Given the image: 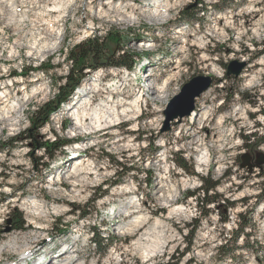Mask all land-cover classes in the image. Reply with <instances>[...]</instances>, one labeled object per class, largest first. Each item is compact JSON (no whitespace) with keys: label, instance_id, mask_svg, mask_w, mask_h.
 <instances>
[{"label":"rangeland","instance_id":"1","mask_svg":"<svg viewBox=\"0 0 264 264\" xmlns=\"http://www.w3.org/2000/svg\"><path fill=\"white\" fill-rule=\"evenodd\" d=\"M61 1L0 0V84L12 82L10 91L20 98L26 96L25 101L32 88L39 83L44 85L43 94L24 104L20 125L12 131L6 128L0 134V264H53L65 259L66 263L80 261L83 264H166L172 257L178 258L177 264H264V200L256 202L264 179L259 177L264 172V0H233L230 5H223L221 0H170V20L161 17L158 24L149 21V12L133 10L137 19L134 22L122 20L116 14L124 10L131 12V5L141 7L143 0ZM59 6L64 13L50 12ZM201 6L207 11L197 16V22L190 23L187 18ZM223 7V11L218 10ZM177 31L181 34L174 35ZM94 37L102 44L101 60L70 63L67 59L70 50ZM195 38H203L202 48L193 45ZM38 48L46 52L36 54ZM123 52L125 55L136 54L131 71L106 69L100 64L105 55L113 61ZM203 56L208 61H203ZM177 59H180V67L174 70ZM232 61L246 64L238 78L225 76L226 66ZM30 69L34 71L30 72ZM213 71L220 72L221 77ZM253 74L256 81L249 84ZM173 75L176 77L164 104L146 93L143 95L144 87L160 86ZM198 75L214 80L205 107L202 108V102L206 92L195 101L194 112L206 109L209 117L202 126L201 121L191 124L184 118L172 122L169 129L164 130V112L168 104L185 83ZM69 76L79 84L68 101L59 102L58 88L61 87L65 95L70 87L65 77ZM86 85L89 89L97 86L100 90V94L88 96L90 110H97L100 117L108 116L121 100L122 103L127 99L134 101L142 94L141 111L136 120L115 122L111 129L92 135L74 131L77 126H72L71 112L64 109L80 99L79 92ZM21 87L25 89L24 96L19 92ZM225 90L231 93L230 98ZM112 92V97L108 98ZM50 104L48 123L38 135L24 140L23 133L31 126L32 114L38 109L45 110L44 106ZM235 109L242 112L234 115ZM90 110L87 113L92 114ZM218 122H222V138L216 144L212 141L219 133L214 130ZM191 129L198 132L202 146L209 150V165L201 172L195 166V146L187 145V133ZM54 137L73 143L50 160L41 150H35L34 142L39 138L52 141ZM126 142H129L128 147L124 145ZM75 143L85 148L71 155L69 148ZM106 154L129 169L117 185H104L117 181ZM178 155L198 176L211 175L218 181L214 193L223 200L234 202L235 206L226 211L210 204L206 207L208 216L203 218L197 199L186 197L188 192L199 188L201 181L175 165L174 159ZM38 158L48 164L47 169L37 164ZM77 158L84 161V168L73 180L79 189L75 196L72 179L65 178L71 170L72 160ZM227 171L230 175L225 178ZM118 172H122L121 168ZM144 173L150 181L148 185ZM51 180L56 182L52 186ZM182 181L187 183L186 187L180 184ZM164 183L170 191V200H173L169 204L161 200L160 189ZM99 187L106 193L94 202L89 216L81 217L79 212L72 210V205L82 207L87 204L98 194ZM132 197L138 210L147 216L145 228L157 219L161 222L148 241L156 249L155 256L148 262H144L139 251H131V243L139 233H119L121 224L138 216L124 218L125 212L119 211L120 206ZM29 198L38 200L46 212L41 228L30 223L27 211L22 207L23 200ZM244 200L246 203L242 202ZM169 206H182L189 215L183 220L166 219ZM53 207L60 212L54 214ZM132 211L133 206L129 209ZM18 212L25 222L22 230L13 229ZM224 216L228 221L222 223L220 220ZM249 217L251 224L244 231L249 237L241 236L233 256L221 260L225 250L219 248L224 245L231 248L232 236ZM198 218L200 225L189 251L185 252L189 225ZM92 228L104 238V244L106 240L114 241L105 253L95 246L98 239L93 236ZM172 232L176 237L163 248ZM63 244L68 245L70 252L59 251ZM28 250L32 251L31 257L20 253ZM72 252H75L73 256ZM113 254L116 259H112ZM39 257L41 261L37 262Z\"/></svg>","mask_w":264,"mask_h":264},{"label":"bare ground","instance_id":"2","mask_svg":"<svg viewBox=\"0 0 264 264\" xmlns=\"http://www.w3.org/2000/svg\"><path fill=\"white\" fill-rule=\"evenodd\" d=\"M123 1L130 2V1H135V0H123ZM142 4L143 5L141 7H138V5L133 7L131 5L129 7V9H131L132 11L129 13H127L125 10L120 11L119 13L118 12L117 13L115 12V13L118 14V17H120L122 20L128 19V20L133 21V22L135 20H137L134 18L135 16L132 13L133 10H137L139 13L149 12L150 14H149L148 19L151 23L158 22V20L161 17H163V18L168 17L169 18V19L167 18L168 21L170 20V10L172 8V6L170 7V0H143ZM50 12L57 13L59 15L64 13V11L60 9V6L58 8H53L52 10H50ZM156 24H158V23H156ZM177 34H181V33L179 31L174 33V35H177ZM175 38H177V37H175ZM182 43L185 46V42L183 41ZM193 45H198L202 48L203 38H195V40H193ZM40 48H43V47H40ZM40 48L36 49V51H37L36 54L46 52L45 50H41ZM151 49L155 50V48H151ZM181 49L184 50V47H182ZM202 59H203V61H208L206 56H203ZM175 62H176V66L173 69L178 70L180 67V59H177V61H175ZM211 66L213 67L212 64H211ZM213 72L216 76L221 77L220 72H218V71H213ZM175 77L176 76L173 75L170 81H168L169 80L168 79V80L164 81L163 84L160 86H157V85L154 87L147 86L146 89L144 87L143 91H142L143 95H145L144 93H146V94L150 95L153 100H160L164 104V102L167 99V95H168V91H169V87L171 85V82L175 79ZM255 81H256V75L253 74L249 77V84H252ZM94 83L96 85V80H94ZM12 85L13 84L10 81L5 82L3 84H0V86H2V88H0V134L6 128H8L9 131H12V130H15L20 125L21 114L24 111V104L27 101H29L30 99L36 98L40 93H42L41 90H42V88H44L43 83H39L38 84L39 86H35L34 88H32V90L30 91L28 99L25 101L26 96L23 97L25 89L22 87L20 88L19 92L20 91L23 92V94H22L23 98H20L17 94H13L10 91L9 88ZM109 85H110V83H109ZM96 87L97 86L91 87V89H89L86 85V87L82 88L79 92V94L81 96L80 99H78V101H76L74 103L71 102L68 105V107L66 109H64V111L71 112V119H72V123H73L72 126L73 125L77 126V128L74 129V131L79 130L81 132H88L89 134H87V135H90V134L92 135V133L100 132V131H103L106 129H111L112 126L116 125V124H114L115 122H118L121 120H126V121L136 120L137 113L141 111L139 104L141 102L142 94H141V96H139V98H136L134 101H129V99H127L126 102L122 103V100H121L120 102H118L117 107H114L112 110H110V112L108 113V116L105 114L104 116L100 117L98 115L97 110H95L94 108H93V110H90V108H89V106H90L89 101L90 100H89L88 96L90 94H95V95L100 94V90H97ZM110 87H111L112 91L115 92L116 89L112 88V85H110ZM113 92L111 94L109 93L110 95L108 98L112 97ZM211 94H212L211 91L207 90L206 93L203 95L204 101L202 102V108L205 107V103L211 97ZM89 110H90V112L92 111V114L87 113V112H89ZM241 112H242L241 109H237V111L235 109L233 114L237 115L238 113H241ZM208 117H209V115L207 114V110L202 109L200 112H193L188 117V121L191 124L192 123L195 124L194 121H196L197 123H200V121H201L200 126H202ZM199 119H201V120H199ZM221 125H222V122H218L214 128V130L216 132H219V133H217L218 135L214 139V141H212V142H215L216 144L220 143L221 138H222ZM93 130H95V131H93ZM187 137L189 138L187 145L189 147L195 146V148H196L195 166H196L197 171L201 172L202 170H204L205 167H208V165H209L208 164L210 162L209 150H207V146H202L203 141H201L199 139L198 132L193 131L192 129L188 130ZM90 143H91V141H90ZM124 145H126L128 147L129 142H126ZM84 148L85 147L83 145L75 143L74 146L69 148V151H70L69 153L71 155H75V154L80 153L82 150H84ZM72 161H73L72 162L73 164H72L71 170L69 172H67V176L65 179H67V178L72 179L71 180L72 193H74L75 196H77L79 194V189L76 188L77 187L76 182H73V180L76 178L77 174H79V172L82 170L81 168H84V161H81V159H79V158H77L76 160H72ZM58 177H59V175H58ZM57 181H58V179H57ZM165 181H166V179H165ZM50 183H51L50 185L52 186L56 182L54 180H51ZM180 184L184 187L187 186V183L184 181H182ZM164 185H165V183H164ZM171 186L173 187V185H171ZM172 187H171V189H172ZM166 188L167 187L165 185V186H162L160 189V192L162 194L161 200L163 202H165L166 204H169V203L173 202V200H170V197H171V195L169 193L170 191L168 192ZM171 191H174V190L172 189ZM163 205H165V204H163ZM132 206L134 208V211L129 212V209L132 208ZM22 207L23 208L25 207L24 209L27 211V214H28L27 218L30 221V223H33L37 228L38 227L41 228V226H42L41 221L46 220V212L43 211V207L41 204H39L38 200H35L34 198H29L28 200L27 199L23 200ZM169 208H171V209L168 211V214L166 215V219L174 218L176 220H183L189 215V213L187 214L186 210L184 208H182V206H175V208H172V206H169ZM121 209L125 212L123 214L124 218H129L134 214H138V216L134 217L130 222L121 224V226L119 227V233L120 234H134V233L138 232L139 234L137 235V238H135L131 243V246H130L131 251L132 252H138L139 251L144 262H148L152 257L155 256L154 252L156 250L154 247H151V245L148 243V241H149V238L151 237L152 232L155 231L156 226L161 224V222H159L160 220L158 221V219H157L154 224L149 225L148 227L145 228V226L148 224L147 216L143 215L138 210L137 204L133 201V197L129 200L128 203L122 204L119 208V211ZM52 210H53L54 214H57L60 212V210L57 207H53ZM111 211L113 212V209H111ZM164 228H165V226H164ZM175 237H176V234H174L172 232V234L169 236V238H170V239H168L169 241L164 243L163 248H166L169 245V243L173 242ZM5 246H7V245H5ZM62 247H63L62 249H66L69 252L71 250L67 244H63ZM31 252H32L31 250H28V251H21L20 253L23 256H26L29 254V256L31 257V254H32ZM74 253L75 252H72L71 256H73ZM111 257H112V259H116L114 254ZM23 258L26 259V257H23ZM63 259H65V258H63ZM66 261H67L66 259L65 260H57L53 264H83L80 261H77V262L69 261L68 263H66Z\"/></svg>","mask_w":264,"mask_h":264},{"label":"trees","instance_id":"3","mask_svg":"<svg viewBox=\"0 0 264 264\" xmlns=\"http://www.w3.org/2000/svg\"><path fill=\"white\" fill-rule=\"evenodd\" d=\"M221 2H223V5H230L233 0H221ZM226 7V6H225ZM186 10V9H185ZM219 11H223L224 7L221 9H218ZM207 10L205 7L201 6L198 7L197 9L194 10V14L192 16H190L189 18H187V20L190 23H195L198 21L197 16L200 13H205ZM75 51V52H74ZM75 54V56H73ZM103 54L102 51V44L101 41L97 38H89L86 39L82 42H80L79 44H77L73 49L70 50V52L67 55V59L70 63H76L77 60H86V59H93L96 60V58H98L99 60H101V56ZM135 57L136 54H124V52L122 53V55L117 58L116 60H109V57L107 55L104 56L103 62H101L100 64L105 66L106 69L109 68H121L124 70H128L131 71L134 67L135 64ZM41 67H39L40 69ZM34 70L30 69V72H32ZM29 72V73H30ZM71 73H74L73 70H71ZM78 80V78H76ZM65 80L67 81V86L70 87L66 90L65 95L63 94L64 92L62 91L63 89L61 87L58 88L59 91V95H58V101L59 102H64V101H68V98L70 97V95L72 94V92L75 90V88L78 86V82H76V80H74L72 78V76L69 77H65ZM263 87H264V82L262 83ZM226 92V96L228 95L229 98L231 96V93L228 94V91L225 90ZM253 104V103H252ZM59 105V104H58ZM254 105V104H253ZM50 105H45L44 109H38L37 112L32 114V119H31V126L30 128H28L24 133H23V137L24 140L28 139V138H32V135L36 134L38 135L39 130L44 127L48 121H49V115L48 112L50 111ZM264 139V136H263ZM246 142L247 140L244 142V147L246 148ZM72 143L71 140H67V139H61V138H57L54 137L53 140H45L44 138H39L38 141L34 142V148L35 150H41L43 152V154L45 155L46 158L53 160L54 157L56 156L57 153H62L64 147H66L68 144ZM149 145H151L149 143ZM105 157L109 160V162L111 163V165L114 167V175H117V181L116 182H112V183H108L105 182L104 185L110 186V185H117L118 183H120L124 177L128 174L129 169L127 168H123V164L117 162L113 157L109 156V155H105ZM37 160V164L43 168V169H47L48 168V164L46 162H43V158H38ZM174 163L175 165L180 169L183 170L184 172H186L187 174L191 175V176H195L197 178H199V180L201 181V184L199 186V188H197L194 191L188 192L186 194V197H195L197 199V203L199 204V208L200 210L202 209V211L200 212V215L203 218H206L208 216V211L206 209V207L210 204H214L217 205V207L219 208H223L224 210H228L230 208H233L235 206L234 202H230L229 200H223L221 196H217L214 191L216 190V188L219 185L218 181H214L210 176L208 177H200L197 174H195L191 168V166L189 165L188 162H186V160H184V158H182L181 155L176 156V158L174 159ZM121 168V173L118 172V169ZM145 175V181H147V185L150 184L149 180H146V175L147 173H144ZM230 172L227 171L225 178L229 177ZM259 177H264V172H262ZM261 189L259 191V196H258V200H256L257 203H261L264 200V179L261 182ZM99 192L98 194H96L89 202H87V204H85L84 206L80 207V206H74L72 205V210L74 212H79L81 217H86L90 215L91 210L93 209V204L96 200H98L99 198H101L105 193L106 190H102L101 187L98 188ZM212 193V195H209V193ZM200 195L202 196L201 198ZM247 200L242 201L243 203H246ZM222 202V203H221ZM15 219H17V221H14V225H13V229L14 230H22L24 229V225L25 222L22 218V214L18 212V214H15ZM238 218L241 219L242 215L239 214ZM222 223H225L228 221L227 216H224L223 218H221L220 220ZM251 224V217L247 218V220L242 223L237 231L234 233V235L232 236V246L229 249V247H226L225 245L221 248H219V250H225L221 256V260L225 259L226 257H231L233 256V254L237 251V248L235 247L237 240L241 237V236H246L249 237L247 234L244 233L245 229L247 228V226H249ZM200 225V219H195L193 221V224L189 225L190 231H189V236H186L188 244L185 248V252L189 251L191 245H192V240L194 237V234L197 230V228ZM92 230V234L93 236H95L98 240L95 243V246H97L100 249L101 253H105L106 250L114 243L113 240H106L105 242H107L106 244H104V238H102L100 236V234L96 231H94V228L91 229ZM170 260V261H169ZM168 260V262L166 264H177L176 261H178V258H170Z\"/></svg>","mask_w":264,"mask_h":264},{"label":"water","instance_id":"4","mask_svg":"<svg viewBox=\"0 0 264 264\" xmlns=\"http://www.w3.org/2000/svg\"><path fill=\"white\" fill-rule=\"evenodd\" d=\"M245 66L246 64L243 62H230L226 67V77H239ZM212 82V77L198 75L185 83L180 93L170 101L164 112V130H168L172 122L177 123L188 118L195 111V100L209 89ZM241 167H244V164ZM248 168L251 169V166Z\"/></svg>","mask_w":264,"mask_h":264},{"label":"built area","instance_id":"5","mask_svg":"<svg viewBox=\"0 0 264 264\" xmlns=\"http://www.w3.org/2000/svg\"><path fill=\"white\" fill-rule=\"evenodd\" d=\"M216 1V0H215ZM222 103V102H221Z\"/></svg>","mask_w":264,"mask_h":264},{"label":"flooded vegetation","instance_id":"6","mask_svg":"<svg viewBox=\"0 0 264 264\" xmlns=\"http://www.w3.org/2000/svg\"><path fill=\"white\" fill-rule=\"evenodd\" d=\"M213 82H214V80H213Z\"/></svg>","mask_w":264,"mask_h":264}]
</instances>
